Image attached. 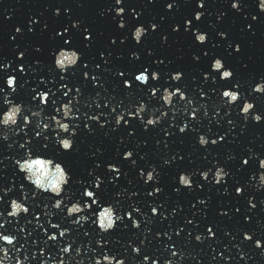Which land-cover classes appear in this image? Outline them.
Returning <instances> with one entry per match:
<instances>
[{"label":"water","instance_id":"water-1","mask_svg":"<svg viewBox=\"0 0 264 264\" xmlns=\"http://www.w3.org/2000/svg\"><path fill=\"white\" fill-rule=\"evenodd\" d=\"M232 2L121 0L117 6L115 0H0V113L7 96L27 109L24 116L40 112L41 125H47L41 131L30 117L27 127L21 118L14 129H0V234L16 237L7 264L17 259L23 264H93L104 254L124 264H264V188L254 187L261 171L258 160L264 159V95L251 94L258 82L264 83V13L258 11V0H237L238 12ZM118 10L121 16L115 15ZM198 13L202 16L196 21ZM137 27L146 33L139 44L131 38ZM193 32L205 34L206 43L197 44ZM61 49L80 57L63 75L54 68ZM216 59L231 71L230 80L222 82L210 70ZM142 72L149 76L143 87L134 81ZM153 72L159 76L155 83ZM173 74L182 78L172 82ZM9 76L16 81L11 95L4 85ZM125 82L131 87L125 88ZM233 85L242 99L229 107L220 93ZM155 89L153 98L150 90ZM164 89L179 90L186 100L177 97L165 108L159 99ZM41 93L49 97L44 107L37 98ZM245 100L261 122L239 114ZM70 101L76 119L65 123L75 135L61 136L53 130L52 117L60 118L54 109ZM140 104L146 109L143 121L165 113L159 125L145 129L141 120L129 118ZM199 136L216 143L200 147ZM63 138L72 140L71 151L59 149L57 139ZM25 152L52 159L71 177L60 210L52 208L54 198L34 193L17 171L14 161ZM125 153L130 159H123ZM217 168L227 175L214 185ZM153 169L154 181L145 184L141 173ZM204 172L207 181L200 178ZM180 174L191 176L190 190L179 187ZM97 181L98 190L93 187ZM85 189L94 192L99 206L110 205L121 217L115 230L98 232L96 206L84 213L82 225L73 223L77 217L65 216L72 203L91 205L82 196ZM22 197L28 214L8 218L9 201ZM245 234L250 241L243 240ZM257 241L260 249L254 247ZM64 247L70 248L68 255Z\"/></svg>","mask_w":264,"mask_h":264},{"label":"clouds","instance_id":"clouds-1","mask_svg":"<svg viewBox=\"0 0 264 264\" xmlns=\"http://www.w3.org/2000/svg\"><path fill=\"white\" fill-rule=\"evenodd\" d=\"M115 3L117 6H119L121 4V0H115ZM197 7L202 8L203 7L202 3L197 4ZM230 7L233 11L238 12L239 3L237 2V0H233ZM258 11L264 13V0H258ZM115 15L121 16L122 10L116 11ZM201 16L202 13H198L194 16V19L196 21H199L201 19ZM73 27H75V25H73ZM118 27L123 28V24L118 25ZM186 27H187V23H186ZM173 30L175 31L176 29ZM145 34H146L145 30L142 27H137L132 32L131 38L136 44H139L142 37ZM193 36L197 44L203 45L204 43H206L207 37L205 34H198L196 32H193ZM85 39H88V37H85ZM67 43L68 41H65L66 45ZM234 50L238 51V48ZM79 59L80 57L75 51L61 49L54 55V68L63 75L69 69L74 68L77 65ZM18 70L22 71V69H18ZM210 70L214 73H218L219 79L222 82L230 80L232 77L231 71L225 70L223 66V62L219 59H216L211 63ZM146 71L147 70H145V72ZM145 72H142L134 76V81L142 87L146 86L149 81V76L146 75ZM181 78L182 77L180 74L171 75L172 82H178ZM150 79L153 83H155L158 81L159 76L157 73L153 72L151 74ZM204 79H207V76H205ZM15 83H16L15 78L12 76H9L8 78L5 79L4 85L7 88L9 95L13 94L16 91ZM124 87L129 88L131 87V85L125 82ZM237 88H238L237 85H233L232 90H223L220 93L221 100L225 102L226 105L229 107L239 103L242 99L241 95L237 91ZM157 91H159V89L150 90V95L153 98H155ZM251 94L264 95V83L258 82L252 88ZM177 97L180 102H184L186 100L185 95H183L179 90L169 91L168 89H164L161 92L159 99L165 108H169L173 100ZM37 98L39 99V105L41 107L46 106V102L49 100V97L45 93L39 94ZM75 100L76 97L74 96L73 101ZM71 103L72 101H70L69 104L61 105L58 109H54V111L60 118L57 119L56 116L52 117V125L54 126L53 130L58 132L61 136L65 134L68 137L75 135V132L70 130L69 124L65 123V121H72L76 119V117L72 114V108L70 106ZM4 107L6 108V110L0 113V129H7V130L14 129L18 124V122L21 120V118L23 120V125L27 127L31 124V119H30L31 117V118H35L37 121L35 125L36 128L40 129L41 131L47 130V125L46 124L41 125L40 123V119H39L41 116L40 112H31L30 117L24 116L23 113L27 109H25L19 104L12 103L7 96L4 97ZM145 110H146L145 105L140 104L138 107L135 108V117L129 116L130 119L136 118L138 120H141V122L145 126V129L147 127H155L159 125L161 119L165 116V113L162 112L161 116L158 118L154 119L150 116L146 121H143L142 114L145 112ZM193 111H195V109ZM253 112H254V105L245 100L240 108L239 114L242 117H244L245 120H247V118L251 114V119L254 123L261 122V117L259 115L252 114ZM189 118L194 119L195 117L190 115ZM115 123L117 126L120 125L121 116L116 117ZM21 131H23V129H21ZM184 131H185V127L182 126L179 128L180 133H183ZM13 134L15 135L16 133ZM2 138L6 140L7 136L5 135ZM54 139H56V137H54ZM197 143L200 147H205L209 143H212L214 145L216 141L210 142L206 139L205 136H199L197 139ZM57 144L59 149L63 152H69L72 150L73 147V142L70 138L57 139ZM130 156H131L130 153H125L123 159L128 160L130 159ZM14 164L17 168V171L22 175L24 182L31 186L34 193L46 194L47 196L54 198L52 208L55 210L61 209L62 200L60 198L63 196L67 184L71 179V177L68 175V173L61 164L54 162L52 159L42 158L40 156L32 157L28 152H25V156L22 160L14 161ZM242 165L246 166L247 160L242 161ZM258 169L261 171L257 175L256 177L257 183L256 185H254L257 191L264 188V159L258 160ZM108 170L113 173L118 171V169L116 168H109ZM153 171L154 169L150 170L146 175L141 173L145 184L154 181ZM226 175L227 174L224 173L223 169L217 168L215 173H213V180H212L213 184L219 185L222 182H224ZM200 178L201 180L207 181L208 172L201 173ZM251 179L252 177H250V180ZM190 181H191L190 175L180 174L177 183L180 188H185L190 190L192 187ZM99 183L100 182L97 181V183L93 185V187L96 188L97 190L99 187ZM240 193H241V189L238 188L236 190V194L239 195ZM149 195L152 194L150 193ZM82 196L85 200L91 201V205H89L88 203H84L83 206H80L79 202L72 203L70 206H66L65 216L69 219L73 217H77V219H75L73 223L76 225H82L83 223L87 222L84 213L89 211L90 207L96 206L99 208V210L95 213V227L97 228L98 232L100 234H107L115 230L116 224L121 221V217L116 214L115 209L110 205L99 206L93 191H89L85 189L82 193ZM22 201H23V197L21 198V202H18L15 199L9 201L8 204L9 210L7 212L8 218L12 220H16L18 219L19 216L28 214V208L24 206V203ZM249 207H254L251 204V202H249ZM151 214L153 216L157 215L155 209L152 210ZM124 218L131 219V217L128 214H125ZM3 227L4 225L0 224V228ZM50 227L55 229L57 226L50 225ZM138 227H139L138 223L135 220H132V228L137 229ZM59 235L60 237H63L65 235V232L61 231ZM47 239L49 241H56L57 237L55 235H49ZM196 239L197 241H199L200 237H196ZM243 240L245 242H248L251 240V237L245 234L243 235ZM15 241H16V237L14 236L0 234V264H7L9 258L8 250L15 247ZM254 247L256 249H260L262 245L260 242L257 241L254 244ZM18 251L19 249H17V252ZM62 252L63 254L68 255L70 253V248L64 247L62 249ZM132 252L135 255L138 253V250L136 248H133ZM76 254L79 255V250H77ZM173 255H175V253H173ZM262 255H264V253H262ZM15 264H23V261L17 259ZM93 264H124V261L116 259L114 256H109L107 254H104L103 256L94 259ZM144 264H147L146 260ZM153 264H155V262H153Z\"/></svg>","mask_w":264,"mask_h":264}]
</instances>
